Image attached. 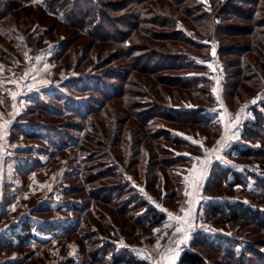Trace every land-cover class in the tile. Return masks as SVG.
I'll return each instance as SVG.
<instances>
[{"label": "rangeland", "instance_id": "374dc122", "mask_svg": "<svg viewBox=\"0 0 264 264\" xmlns=\"http://www.w3.org/2000/svg\"><path fill=\"white\" fill-rule=\"evenodd\" d=\"M5 1L0 264H179L188 248L209 264H264V0H144V17L160 19L144 30L127 24L139 3L113 0L104 32L66 6ZM115 88L124 94L106 97ZM189 208L191 229L175 219Z\"/></svg>", "mask_w": 264, "mask_h": 264}, {"label": "trees", "instance_id": "16d2710c", "mask_svg": "<svg viewBox=\"0 0 264 264\" xmlns=\"http://www.w3.org/2000/svg\"><path fill=\"white\" fill-rule=\"evenodd\" d=\"M44 1L48 5H60L63 8H65V6L68 7V9L71 11V18L77 19L76 21H77V24L80 25V28L82 26L87 25V23L88 24L90 23L92 25L98 26L101 29H104V30H102L103 32L105 31L106 26H107V24H105V23L111 21L112 11H115L116 9H118L117 5H120L119 2L117 4L113 0H44ZM130 1L140 4V6L137 7L136 9H134V12L130 15L131 19H133L134 21L127 23L130 25L132 30H137V29L144 30L142 28V26L144 23H147V22H150L153 25H156V24L160 25V19L159 18H158V20H156L153 18L150 19L148 17H144V12H146V10H145L146 7L142 3V2H144V0H130ZM187 1L190 3L191 2L192 3L197 2V0H172V2L175 4H183L184 2H187ZM244 2L247 4H251L250 0H244ZM0 3H1V6L4 7L3 10H5V11H7L8 8H10V6L12 5V3L5 1V0H0ZM183 8H184V11L189 15V18L192 17V14L196 13L193 11L194 7H188V5H187V6H183ZM5 11H3V13ZM3 13H1V14H3ZM203 18H205V16H203ZM206 20L207 19H205L204 21H206ZM76 21H74L73 24H75ZM198 22H200V21H198ZM206 22H203V23H206ZM79 25H78V27H79ZM101 29H99V31H101ZM94 34H96V33H94ZM184 42L190 46L195 47L196 49L201 47V43H196L195 41L189 40L188 38ZM133 50H135V49L133 48ZM248 50L249 49H247V51ZM250 50H252V49H250ZM187 60L188 61H186V63H184L183 66L184 67L188 66V65L192 66L193 60L192 59H187ZM162 67L166 68L167 70H176L182 66H181V64H179L175 60L173 62H168V63L162 64ZM133 68H135V66H133ZM154 68L159 69V66L148 67L147 70L155 71ZM130 72H131L130 69L123 72V74L121 76L122 81H124V80H126V78H128V76L130 75ZM162 80L164 82H167L166 80H168V81L174 83V81L171 78L170 79L162 78ZM178 81H180V80H178ZM192 82H194V83H191V81L188 78H185L181 83H178V82L177 83L183 87L184 86L187 87L190 84H192V85L196 84V80H193ZM122 94H124V92L122 90H120L119 88H115V90H113L110 94L108 93L106 95V97H111L114 95L119 96ZM159 107L165 108V106H159ZM167 116H169V118H171V119H173V118H175V119H177V118H181V119L195 118L194 120H196L197 122L198 121H204L203 119H201L203 117L198 116V115L195 117H192V115L185 116V115H181L179 113H172V114L167 115ZM257 122L258 121H256V123ZM244 136L249 138L251 135L246 133ZM252 152H253V150L250 148L241 149L240 155L241 156H249L251 154H254ZM237 181L239 182V179H237ZM212 209L214 211V214L229 212V214L231 215V218H233V219L237 218L239 220L240 217H243V218H251L255 221L261 220V216L259 214L254 213L250 208L247 210H244L242 206H231L230 205L227 207H220L218 205V206H213ZM150 213H151V218H152L153 224H158V223L162 222V220L165 218V215L163 213L159 212L156 208H153V207L150 208ZM21 227L23 229H25L26 232H23L21 230V231L17 232L16 235H18L21 239H24L25 237L30 236V233H31L30 225L29 224H22ZM199 237L202 240L205 239L204 235H200ZM209 241L212 242V240H209ZM212 247L215 248L214 251L218 252V251H220L219 248L221 246L218 244L215 246L213 244ZM231 258L235 260V258L233 256H231ZM235 261H237V260H235ZM235 261H234V263H235ZM179 264H209V260L207 259L206 254L201 249L188 248L182 253L180 260H179Z\"/></svg>", "mask_w": 264, "mask_h": 264}, {"label": "snow or ice", "instance_id": "6c2138e0", "mask_svg": "<svg viewBox=\"0 0 264 264\" xmlns=\"http://www.w3.org/2000/svg\"><path fill=\"white\" fill-rule=\"evenodd\" d=\"M13 83H15V81H13ZM45 83H47V81H45ZM12 95H13V97H15L16 93H13ZM254 102H255V100H253V103ZM227 130H228L227 125H225V132L226 133H227ZM228 138L229 137H227V135H226L224 138H222L220 143L223 144L225 142V140L228 139ZM200 174L202 175V170H201ZM193 187H194V189L198 187V184L196 183L195 180L193 181ZM183 211H184V216H177V217H175V219L177 221H179L182 226L186 224L187 228L191 229L193 227V224L191 223V216H192L191 209L190 208L189 209H184ZM181 231H183V227H178L177 228V232H181ZM184 239H188V236L185 235Z\"/></svg>", "mask_w": 264, "mask_h": 264}]
</instances>
